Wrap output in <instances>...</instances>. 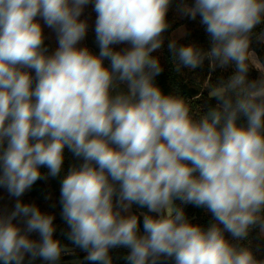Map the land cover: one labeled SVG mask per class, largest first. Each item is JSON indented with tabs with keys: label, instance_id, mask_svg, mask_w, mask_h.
Returning a JSON list of instances; mask_svg holds the SVG:
<instances>
[{
	"label": "clouds",
	"instance_id": "1",
	"mask_svg": "<svg viewBox=\"0 0 264 264\" xmlns=\"http://www.w3.org/2000/svg\"><path fill=\"white\" fill-rule=\"evenodd\" d=\"M90 2L0 0V187L16 198L0 212V264H60L69 252L54 238V215L20 199L47 178L41 167L60 175L66 147L82 163L60 182L61 217L88 264H113L117 247L128 249L127 264H264L224 235L242 241L257 225L264 233V68L251 49L264 0L177 8L200 17L211 47L171 39L176 71L205 61L233 69L209 88L217 103L199 118L154 83L163 67L152 53L164 44L173 0H94L98 54L79 46ZM44 26L56 34L51 54ZM176 200L207 209L213 222L191 223ZM133 205L147 209L143 234Z\"/></svg>",
	"mask_w": 264,
	"mask_h": 264
},
{
	"label": "trees",
	"instance_id": "2",
	"mask_svg": "<svg viewBox=\"0 0 264 264\" xmlns=\"http://www.w3.org/2000/svg\"><path fill=\"white\" fill-rule=\"evenodd\" d=\"M186 3L188 6L194 4V0H173V3L168 11L167 20L169 22V29L164 34V44L161 49L152 53L154 56H158L160 63L163 67L162 73L155 77L154 83L165 94H175L183 96L190 104L192 109V115L194 118H199L206 111L209 106H215L216 100L209 98V88L214 85L220 79H227L232 74L233 69L231 67L227 69H215L212 70L208 62L205 61L204 65L196 70H190L182 68L179 72L176 71L175 62L172 61L171 53L168 50V42L173 39L172 33L179 27H186V34L184 37L177 40L178 44H195L196 46L209 50L211 47L210 37L205 32L204 26L200 23V17L197 16L195 20L189 17L180 15L177 8L181 3ZM94 0H91L89 4L84 7V11L80 19L87 20L88 12L92 11ZM43 24V21H41ZM264 32V24L258 25L254 30V35L251 41V49L255 52L260 61V67L255 66L257 69L264 68V40L258 39V35ZM44 44L48 48V54H51L57 45L56 34L46 26H44ZM81 47L84 46V41L80 42ZM116 50H120L118 45L113 46ZM259 75V72L252 68L249 73V79H255ZM242 122V121H241ZM82 163L80 158L73 155L71 151L64 150V163L62 171L58 177L48 176V169L41 167L40 171L42 176H46V179L38 180L30 190L26 191L23 198H20L24 203L34 204L46 214L54 215L53 221L56 231L54 232V238L61 241L62 244L69 247V252L62 255L60 264H88L84 260L86 255L81 249L71 245L67 240L65 233L68 231V227L61 217V204H60V182L62 178L67 174L68 169L72 166H79ZM115 201V198H114ZM175 204L182 207L187 219L193 223L198 224L204 228H207L213 217L207 209L203 207H197L192 204H182L181 201L176 200ZM135 214L140 215V234H143L142 225V213H146V208H139L137 205L132 206ZM14 208V206H13ZM222 227V225H221ZM226 239L233 244L240 246L250 247L254 252L257 259H264V235L261 233L259 225L254 226L247 238L242 241L234 240L230 233H224ZM35 240L39 239V234L34 237ZM128 253V249L123 247H117L110 249L109 255L112 258L113 264H127L125 256ZM25 264H29V258H25ZM31 264H45L44 261L36 259L31 261ZM165 264H173L171 260L166 261Z\"/></svg>",
	"mask_w": 264,
	"mask_h": 264
},
{
	"label": "rangeland",
	"instance_id": "3",
	"mask_svg": "<svg viewBox=\"0 0 264 264\" xmlns=\"http://www.w3.org/2000/svg\"><path fill=\"white\" fill-rule=\"evenodd\" d=\"M92 5H93L92 11L88 12V19H87L88 31H87L86 37L84 38L83 41H84V46H87L93 53L98 54L99 53V46L96 42L95 31H94L96 13L94 11V3H92ZM185 34H186V27L181 26V27L177 28L172 33V37L174 40H178V39L184 37ZM118 46H120L121 48H124L127 45H118ZM107 64H108V62L105 61L106 66H107ZM256 66L260 67L261 65H260V63H257ZM23 197L24 196H22L20 198H23ZM15 202H16V198L10 196L8 191L5 188L0 187V212L10 213L13 210V206H14ZM130 212L132 214H135L133 207L130 209ZM37 234L38 233L30 234V238L34 239V237ZM262 234L264 235V233H262Z\"/></svg>",
	"mask_w": 264,
	"mask_h": 264
}]
</instances>
